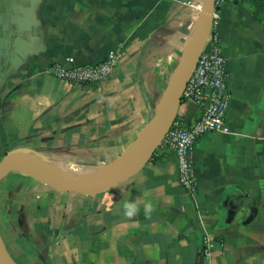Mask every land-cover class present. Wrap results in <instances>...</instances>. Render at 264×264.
I'll return each instance as SVG.
<instances>
[{"label": "crops", "instance_id": "0c3cea01", "mask_svg": "<svg viewBox=\"0 0 264 264\" xmlns=\"http://www.w3.org/2000/svg\"><path fill=\"white\" fill-rule=\"evenodd\" d=\"M200 5L0 0V161L22 148L52 168L114 164L149 121ZM215 13L228 132L196 142L194 192L180 185L174 152L161 147L102 193L56 191L10 173L0 179V233L17 264H264V18L250 0L226 1ZM116 51L118 65L96 86L46 72L66 56L84 65ZM177 115L194 122L199 110L184 100ZM125 201L136 202L134 216L123 215Z\"/></svg>", "mask_w": 264, "mask_h": 264}, {"label": "built area", "instance_id": "2783aa9c", "mask_svg": "<svg viewBox=\"0 0 264 264\" xmlns=\"http://www.w3.org/2000/svg\"><path fill=\"white\" fill-rule=\"evenodd\" d=\"M226 1L235 0H216L215 10ZM199 8L201 10V5ZM217 26V15L214 12L210 32L182 93V99L197 105L198 119L188 122L176 115L159 145L164 150L174 152L178 181L190 192L195 190L192 167L196 142L209 133L228 132L225 127L229 103L228 76L225 70L226 57L221 53ZM121 57V51H116L99 62L81 65L75 64L72 56H66L62 61L50 64L46 72L51 77L77 88L92 87L110 78Z\"/></svg>", "mask_w": 264, "mask_h": 264}, {"label": "water", "instance_id": "95a60500", "mask_svg": "<svg viewBox=\"0 0 264 264\" xmlns=\"http://www.w3.org/2000/svg\"><path fill=\"white\" fill-rule=\"evenodd\" d=\"M216 0H202L198 27L183 47L179 61L155 106L147 124L126 151L114 162V171L102 181H94L65 174L49 172L45 166L29 161L20 153L22 148L12 149L0 161V179L10 173H22L53 190L61 192L102 193L114 188L121 181L137 173L153 156L172 121L177 115L185 85L195 69L215 12ZM246 220L256 214L254 208ZM0 264H17L9 254L0 233Z\"/></svg>", "mask_w": 264, "mask_h": 264}, {"label": "bare ground", "instance_id": "6f19581e", "mask_svg": "<svg viewBox=\"0 0 264 264\" xmlns=\"http://www.w3.org/2000/svg\"><path fill=\"white\" fill-rule=\"evenodd\" d=\"M26 159L35 162V160L29 157ZM83 167H74L63 164H58L55 168L45 166L46 170L49 172L60 173L94 181H102L106 176L110 175L114 171V164H107L92 168Z\"/></svg>", "mask_w": 264, "mask_h": 264}, {"label": "clouds", "instance_id": "9594fccd", "mask_svg": "<svg viewBox=\"0 0 264 264\" xmlns=\"http://www.w3.org/2000/svg\"><path fill=\"white\" fill-rule=\"evenodd\" d=\"M153 209V205L152 203L149 202H145L144 204V214L146 216L150 215ZM123 215L126 217H132L137 213V204L134 201H125L123 203Z\"/></svg>", "mask_w": 264, "mask_h": 264}, {"label": "trees", "instance_id": "16d2710c", "mask_svg": "<svg viewBox=\"0 0 264 264\" xmlns=\"http://www.w3.org/2000/svg\"><path fill=\"white\" fill-rule=\"evenodd\" d=\"M250 3L255 7V11L264 18V0H250ZM183 101L184 99H181V103Z\"/></svg>", "mask_w": 264, "mask_h": 264}, {"label": "rangeland", "instance_id": "374dc122", "mask_svg": "<svg viewBox=\"0 0 264 264\" xmlns=\"http://www.w3.org/2000/svg\"><path fill=\"white\" fill-rule=\"evenodd\" d=\"M166 86V85H165ZM165 88V87H164ZM163 92V91H162ZM162 92H161V94H162Z\"/></svg>", "mask_w": 264, "mask_h": 264}]
</instances>
